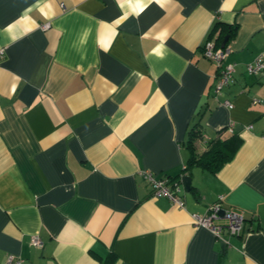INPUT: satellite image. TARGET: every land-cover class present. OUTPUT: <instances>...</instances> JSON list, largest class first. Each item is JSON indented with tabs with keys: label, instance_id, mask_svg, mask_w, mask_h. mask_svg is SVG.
Wrapping results in <instances>:
<instances>
[{
	"label": "crops",
	"instance_id": "crops-1",
	"mask_svg": "<svg viewBox=\"0 0 264 264\" xmlns=\"http://www.w3.org/2000/svg\"><path fill=\"white\" fill-rule=\"evenodd\" d=\"M225 36L234 82L215 98L202 46ZM0 47V263L264 264V72L244 67L264 0H0ZM190 136L239 145L183 170ZM141 170L175 179L182 206ZM219 195L244 216L225 248L193 218Z\"/></svg>",
	"mask_w": 264,
	"mask_h": 264
},
{
	"label": "built area",
	"instance_id": "built-area-1",
	"mask_svg": "<svg viewBox=\"0 0 264 264\" xmlns=\"http://www.w3.org/2000/svg\"><path fill=\"white\" fill-rule=\"evenodd\" d=\"M47 24H41L46 27ZM202 52L205 57L210 59L216 65L215 82L213 86L214 97L216 98L223 88L234 82V62H225L229 53V47L219 46L212 41H206L202 46ZM4 50L0 47V57ZM245 71L248 74L264 72V53L257 54L251 62L245 64ZM222 103L231 108L232 102L225 98ZM141 175L146 179L151 187L154 196H165L169 201L182 206V199L179 195V188L176 186L175 179L168 177H155L149 170H141ZM223 196H217V200L210 203L203 214H194L195 225L203 226L208 229L216 239L224 240V235L239 234L244 230V216L241 210L229 207H222ZM222 212V213H221ZM222 219V220H220ZM31 243L40 247L42 240L37 234L31 236ZM0 264H25L23 258L15 254H8L5 260Z\"/></svg>",
	"mask_w": 264,
	"mask_h": 264
},
{
	"label": "trees",
	"instance_id": "trees-1",
	"mask_svg": "<svg viewBox=\"0 0 264 264\" xmlns=\"http://www.w3.org/2000/svg\"><path fill=\"white\" fill-rule=\"evenodd\" d=\"M219 23L216 24L218 26ZM219 27V26H218ZM234 27L221 24L219 27V36L223 34H232ZM217 44V43H215ZM239 145L238 140H232L231 138L217 139L210 142L202 150L196 151L191 136L188 138L187 146L190 150V155L187 162L183 166V170L188 169L191 165L198 164L202 167L208 168L210 171H217L224 163L229 161L237 147ZM102 264H116L115 257L109 253L103 260Z\"/></svg>",
	"mask_w": 264,
	"mask_h": 264
},
{
	"label": "water",
	"instance_id": "water-1",
	"mask_svg": "<svg viewBox=\"0 0 264 264\" xmlns=\"http://www.w3.org/2000/svg\"><path fill=\"white\" fill-rule=\"evenodd\" d=\"M226 40H227V36H225L224 40H223L222 43H221V46H224ZM181 180H182L183 186H185V187L188 188L189 185H190V176L187 175V174L182 175V176H181ZM221 213H222V212H221ZM220 246H221L222 248H225V246H226V242L223 241V240H220Z\"/></svg>",
	"mask_w": 264,
	"mask_h": 264
}]
</instances>
